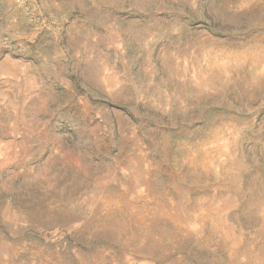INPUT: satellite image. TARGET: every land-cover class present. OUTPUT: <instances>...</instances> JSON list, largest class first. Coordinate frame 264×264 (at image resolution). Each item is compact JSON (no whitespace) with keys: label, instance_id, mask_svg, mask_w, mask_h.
<instances>
[{"label":"rangeland","instance_id":"374dc122","mask_svg":"<svg viewBox=\"0 0 264 264\" xmlns=\"http://www.w3.org/2000/svg\"><path fill=\"white\" fill-rule=\"evenodd\" d=\"M0 264H264V0H0Z\"/></svg>","mask_w":264,"mask_h":264}]
</instances>
